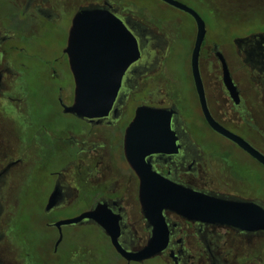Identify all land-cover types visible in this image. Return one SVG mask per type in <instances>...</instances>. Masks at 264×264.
Segmentation results:
<instances>
[{"label":"flooded vegetation","instance_id":"flooded-vegetation-1","mask_svg":"<svg viewBox=\"0 0 264 264\" xmlns=\"http://www.w3.org/2000/svg\"><path fill=\"white\" fill-rule=\"evenodd\" d=\"M105 1L73 4L67 0H0V264H99L96 258L100 252L93 251L94 244L111 247L121 264H264L263 227L248 229L190 219L170 209H162V221H155L160 226L158 238L166 231L164 247L141 260L125 258L94 219L84 218L60 227L55 224L97 209L110 225H114L116 217V240L121 247L139 251L156 231L152 223L156 214L148 218L144 209L150 205L140 199L139 171L146 173V188L158 186L165 178L200 193L264 209V192L244 175L245 165L238 155L225 149L222 154H213L202 144L192 120L195 109L212 128L204 118L191 73L194 41L189 54L193 87L189 96V81L181 78L178 69L177 77L170 74V69L176 68V46L182 37L172 26L160 27L149 20L147 23L107 1L110 10L136 38L140 55L124 70L106 115L88 118L65 111V106L73 103L75 91L69 55L64 51L73 17L81 7ZM65 20L69 22L65 44L49 60L44 55L54 51V36ZM221 59L236 85L235 97L224 82ZM233 62L259 82L262 90L255 85L254 92L244 91L233 74ZM113 70L116 72V60ZM199 72L206 106L218 123L234 132L250 126L253 120L252 130L258 129L260 122L252 112L258 114L264 106V27L235 34L223 44L207 37L206 27ZM48 94L56 95L57 109L39 105L40 97ZM141 105L169 113L170 131L164 136L165 148L150 151L134 167L125 155V132ZM159 137L152 130L135 128L133 152L139 154L150 148ZM246 140L262 152L253 141ZM222 155L228 159L224 161ZM49 167L44 183L47 189L42 190L40 173ZM28 196L34 200L29 205L38 206L48 217L44 225L53 227L54 237H37V231L22 220L23 201ZM69 209L75 213L50 218L52 213ZM260 218L264 219L257 215V220ZM73 224L86 228L94 241L67 234L64 227Z\"/></svg>","mask_w":264,"mask_h":264},{"label":"water","instance_id":"water-1","mask_svg":"<svg viewBox=\"0 0 264 264\" xmlns=\"http://www.w3.org/2000/svg\"><path fill=\"white\" fill-rule=\"evenodd\" d=\"M176 7L189 15L195 21L196 35L191 52V73L200 98L202 112L208 125L219 134L232 140L248 154L264 165V154L252 146L242 136L226 129L210 114L204 98L199 72V53L206 33V24L202 16L192 7L179 0H161ZM69 55L71 69L74 74L75 91L71 105L65 106V111L80 117H100L106 115L112 108L117 96L121 77L126 67L139 55L136 38L128 30L123 21L110 10L107 1L102 5L90 4L81 7L74 15L69 32L68 45L64 49ZM222 58V57H221ZM116 60V72L113 66ZM222 60L223 78L233 97L237 94L228 66ZM170 115L164 109L141 105L137 108L135 119L128 125L125 132V155L129 163L136 167L144 161V156L150 151H162L165 148L164 136L169 127ZM136 129H149L157 132L159 141L135 154L132 150V134ZM150 171L149 167L146 169ZM142 181L140 199L150 208L144 211L153 220L154 237L139 251L124 250L116 240V217L114 225L104 221L106 216H100L97 209L85 211L78 216L62 219L55 224L76 223L84 218L94 219L111 237L112 244L128 260H141L160 251L166 243V231L157 237L159 222L162 221V209H170L190 219H199L237 226L240 228H264V219L257 220V215L264 217V209L252 203L219 198L194 191L168 179H160L158 186L147 187V176L143 171L138 172ZM48 204V207H50ZM150 213V216H149Z\"/></svg>","mask_w":264,"mask_h":264},{"label":"rangeland","instance_id":"rangeland-1","mask_svg":"<svg viewBox=\"0 0 264 264\" xmlns=\"http://www.w3.org/2000/svg\"><path fill=\"white\" fill-rule=\"evenodd\" d=\"M70 3L75 4L76 1L82 2H101L102 0H67ZM114 6H121L125 11L133 13V16L149 20L152 23L160 27L172 26L176 28L182 35L180 43L176 46L177 63L176 68L170 69V74L177 77L176 69H178L180 76L185 77L188 83L187 93L188 95L193 94V87L191 83V73L189 69V54L190 49L194 41L195 27L191 16L184 11L173 7L161 0H107ZM188 6L196 10L204 19L207 27V37L210 36L212 39L216 40L218 43L223 44L230 42V39L235 34H245L250 31H256L264 27V0H179ZM146 18V19H145ZM147 22V21H146ZM148 23V22H147ZM152 25L151 23H149ZM69 22L65 20L63 22V27L60 32L55 34L54 42L56 45L53 46L52 53H46L45 58L51 60L56 54L61 52L65 44V34L66 28ZM153 26V25H152ZM226 45V44H225ZM224 47V45H223ZM227 47V46H226ZM50 51V50H49ZM231 68L234 76L239 78L241 87L244 91L254 92L253 88L255 85L258 90H262L259 82L255 79L245 75L243 73V68L237 62L231 64ZM42 80V79H41ZM176 84L173 85L175 87ZM254 86V87H253ZM48 101V102H47ZM41 107H53V109L58 108L56 95L48 94V96H41L40 103ZM252 112V111H251ZM254 117H258L260 125L258 129L254 128L252 130L250 121V126L244 128L243 130H233L234 132L240 134L244 138L253 141L255 145L264 153V106L259 110L258 114L252 112ZM248 119L251 117L248 116ZM192 120L195 124L198 136L202 139V144L205 148L213 150V154H222L223 149L231 150L235 155H238L240 161L244 166V175H246L254 185H258L259 189L264 192V167L257 165L255 161L250 158L247 154L243 153L239 148L228 141L223 135L216 133L210 129L203 121L198 110L195 109L192 114ZM225 152V151H224ZM222 159L226 161L228 157L222 155ZM227 164H231L227 162ZM248 170H246L247 168ZM51 168L43 169L40 173L42 186L45 183L46 175ZM233 170H236L233 167ZM250 182V183H251ZM43 189H47L44 185ZM24 206L22 210V220L25 221L26 226L33 228L37 231V237L40 235H48L49 238L56 235L53 227H48L44 225V222L48 217L43 213V211L38 206H33V203L29 205L30 202H34L32 196H28L26 200L23 201ZM75 213L74 210L59 211L56 215L51 214V219H56L60 217H68ZM64 230L70 235L84 236V240H88L91 243L94 241L88 235L90 232L83 226L66 225ZM50 240V239H49ZM47 242V241H45ZM43 242V243H45ZM51 241H48L49 245ZM93 251L100 252L99 257L96 261L99 264H121V260L115 254V252L108 245L103 244L102 246H96L94 244ZM99 260V261H98Z\"/></svg>","mask_w":264,"mask_h":264}]
</instances>
